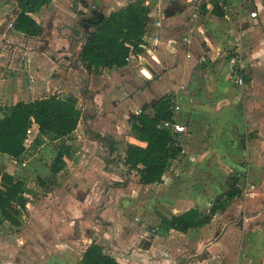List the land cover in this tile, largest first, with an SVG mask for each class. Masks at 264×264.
Wrapping results in <instances>:
<instances>
[{"label": "crops", "instance_id": "0c3cea01", "mask_svg": "<svg viewBox=\"0 0 264 264\" xmlns=\"http://www.w3.org/2000/svg\"><path fill=\"white\" fill-rule=\"evenodd\" d=\"M131 1L137 0H90L89 2L50 0L39 11L32 13V17L43 27V32L37 36H30L13 27L18 12L17 0H0V107L9 108L18 101L34 100L37 97L33 96L43 91L45 87L43 80L39 77L35 80L28 79L25 74L27 71L30 77H36L41 61L40 59L36 61L38 56H41L44 63V52L47 50L59 52L65 49L72 52L75 48L78 55L83 40L75 39L73 33L76 26H79L81 17L78 15L76 17L73 3H76V10L88 16L92 8L108 15ZM138 1L142 3L143 0ZM210 2L220 8L223 12L222 16L212 13L211 9L203 8ZM226 9L229 11L225 12ZM250 12L245 0H155L152 9H149L148 21L140 43L144 63L141 64L135 57L129 56L127 63L121 67H99L88 75V95L84 96V99H89L91 103L100 101L98 111L106 105L115 109L112 110L114 117L104 110L105 113L100 112L95 118L96 121L113 118L112 124H107L106 129H109V133L116 140H123L122 159L127 144L146 145V142L141 141L131 129L132 117L155 104L160 96L170 94L174 98V106H177L173 121L187 128L186 132H174L169 128L182 148L177 158L180 157L185 165L194 162L197 165L207 162L216 163L217 161L214 160H206L211 156L212 150L207 148L202 151L198 149L199 146L207 144L206 146L213 148L218 144L221 146L230 144L236 137L235 130L239 125L243 130L254 131L255 134V137L245 143L250 162L248 173L264 166V19L262 18L261 24L258 22L254 24L256 18L252 17ZM255 12L258 15L259 12L256 10ZM156 21L160 22L159 26L156 25ZM87 28V25L82 23L81 30ZM28 49L34 52L29 53ZM237 55H240L242 60L237 58ZM237 60L244 62L245 65L241 69L242 111L235 107L236 101L231 91L236 90V86L230 83L232 77L236 84L234 69ZM60 64L59 61L53 60L54 73L68 72L67 79L72 80L66 82L62 79L58 84L57 82L55 85L53 82L50 84L53 90L58 87L57 92H64V96L54 92L53 94L65 98L69 96L67 94L69 91L74 92L70 87L73 85V75H76L77 70L66 67L68 63L63 66ZM59 66L62 70L58 69ZM77 73H81L83 77V72L77 71ZM245 76L248 77L246 81ZM71 96L76 98L77 103L78 95L73 93ZM31 97L32 99L28 100ZM120 115L127 116L122 128L119 124ZM98 124L102 129L105 128L101 120ZM31 126L34 133L39 132L36 123L33 122ZM188 148L195 149L189 153ZM0 155L9 158L5 154ZM223 160L229 161L227 158ZM167 170L160 182L141 183L138 174H134V177L139 185L149 189L161 186L164 179H176L174 174L167 176ZM197 173L202 174V171L198 170ZM209 174L214 177L213 174ZM249 182L253 181L249 180ZM232 184L233 182L229 184V188ZM214 191L215 187L209 183L205 190L201 191L202 195L199 194L200 199L187 202L182 198V205L187 207L179 208V212L172 214L190 208L207 213L214 203L213 200L208 201V206L204 204V207L193 203L197 204L198 201L203 204L204 192L212 198L211 194ZM250 194L251 192L245 193L243 205L250 219L244 218L234 223V226L240 223L239 227H242V230L239 229L240 234L234 235L239 243H236V247L232 243L227 244L229 264H264V192L253 202L248 197ZM227 206L224 205L223 209L217 211L208 223L188 231L201 230L209 225L217 213L225 211ZM172 214L165 216L170 217ZM162 215L164 214L151 213L142 218L144 223L155 225L158 231L151 239L146 238L151 248L156 246L159 239L164 240L159 237ZM163 231L167 235L188 232L172 228ZM221 238L228 241L225 234ZM190 243L198 245V242ZM217 243L218 240L214 243H206L207 256L211 255L209 249L215 247ZM204 260L205 258L202 257V261Z\"/></svg>", "mask_w": 264, "mask_h": 264}, {"label": "rangeland", "instance_id": "374dc122", "mask_svg": "<svg viewBox=\"0 0 264 264\" xmlns=\"http://www.w3.org/2000/svg\"><path fill=\"white\" fill-rule=\"evenodd\" d=\"M245 1L248 11L259 12L257 17H254V24H261L262 18L264 19V0ZM76 11L77 17L79 10ZM28 52L34 51L28 49ZM72 52L65 49L59 52L47 50L44 57L42 56L44 63L41 56L37 59L35 56L36 61L41 60L38 69L40 72L38 71L36 77H30L27 71L25 74L32 80L39 77L45 87L33 97L42 98L53 92L64 96V92L56 91L57 86V89L53 90L50 82L55 85L59 80L71 82L72 79H67L68 72L54 73L52 62L59 61L62 66L68 63L66 67L80 71L73 65L77 61V54L76 51ZM237 58L242 60L240 55H237ZM77 71L70 87L74 92L67 93L78 95L76 106L81 111V120L76 130L62 139L35 132L30 136V141L20 158L0 156V174L9 172L15 178L22 179L26 188L24 196L28 199L25 208L19 213L20 226H12L0 213V264H77L83 251L96 238L109 244L113 255L122 262L121 264H229L227 244L229 242L236 247L239 241L234 235H239V229L242 230L240 223L235 226L234 223L244 218L250 219V215L243 209L245 193L251 192L248 197L253 202L264 192V166L248 173L250 162L245 143L255 137L254 131L243 130V127L237 125L236 137L230 144H218L213 148H209L207 144L199 146L198 149L202 151L211 149V156L206 160H214L216 163L197 165L194 162L185 165L179 157L172 161L167 170V176L174 174L176 179H164L161 186L145 189L135 179L136 173L129 172L122 162L123 140H116L109 133V129H106L107 124H112L113 118L96 121V115L105 113L104 110L114 117L112 110L115 109L106 105L98 111L100 101L91 103L89 99H84V93L88 94L89 77L85 73H82V77ZM230 83L236 86V90L231 91L236 101L235 107L242 111V86L236 82L237 86L232 77ZM30 99L32 97L28 98ZM8 112L5 107L1 115ZM126 117L122 115L120 119L121 128L126 123ZM86 119L101 134L115 140L116 159H110L97 141L90 138ZM100 120L105 126L103 129L98 124ZM63 143L70 144L69 154L65 157L62 170L52 175L50 165L57 148ZM194 149L188 148L189 153ZM226 158L229 161L223 160ZM198 170L202 171V174H198ZM208 172L214 177L209 176ZM233 178L242 194L228 199L225 193ZM123 179L128 181L127 184L117 186L116 182ZM209 183L215 187L212 198L204 192L203 204L197 201V204L192 202L193 205L204 207V204L208 206V201L214 202L218 199L225 206L228 205L227 209L217 213L212 223L201 230L167 235L161 229L159 237L164 240L159 239L155 247H149L146 238L151 239L158 231L155 225L144 223L142 218L151 213L170 215L179 212V208L187 207L182 205V198L187 202H195ZM153 208L158 212H154ZM224 234L228 241L221 238ZM217 240L219 243L209 249L211 255L207 256L206 243H214ZM191 241L198 242V245L190 243ZM144 246L147 248H143ZM202 257L205 258L204 261Z\"/></svg>", "mask_w": 264, "mask_h": 264}, {"label": "trees", "instance_id": "16d2710c", "mask_svg": "<svg viewBox=\"0 0 264 264\" xmlns=\"http://www.w3.org/2000/svg\"><path fill=\"white\" fill-rule=\"evenodd\" d=\"M49 1L17 0L18 12L13 27L30 36L40 35L43 27L32 17V13L39 11ZM72 7L76 11V3H73ZM203 8L211 9V12L218 16L223 15L220 8L212 2L205 4ZM148 12L149 8L138 0L131 1L108 15L94 8L88 16L79 11L80 29L76 26L73 37L83 42L77 61L73 65L87 76L99 67L125 65L131 52L142 50L140 43L148 21ZM82 23L87 25L86 30H81ZM246 80H248L247 76H245ZM84 94V96L88 95ZM173 108V96L164 94L155 104L146 110H141L131 119V129L141 141L146 142V145L127 144L122 162L129 172L134 171L138 174L141 183L160 182L171 161L182 151L171 130L160 125L163 121H173ZM7 109L9 112L1 115L3 108L0 107V154H6L14 159L20 158L25 151L26 131L33 122L37 124L41 134L62 139L71 134L81 120V111L76 106V98L71 95L61 98L51 94L28 102L18 101ZM85 124L88 126L89 134L92 135L90 138L97 141L110 159H116L115 140L93 128L88 119L85 120ZM68 154V144L63 143L57 148L49 168L50 174L55 175L62 170L65 164L64 157ZM234 180L235 178L226 193L228 199L241 194ZM127 182L123 179L117 181L116 185L125 186ZM25 191V183L22 179L15 178L9 172L0 174V213L14 226L21 224L19 213L25 208L28 200L24 196ZM105 197L107 198V192ZM223 208L224 204L216 199L207 213L190 208L170 217L162 215L160 226L166 231L172 228L187 232L191 228L208 223L212 216ZM112 252L108 243L96 238L86 247L78 264H121Z\"/></svg>", "mask_w": 264, "mask_h": 264}, {"label": "built area", "instance_id": "2783aa9c", "mask_svg": "<svg viewBox=\"0 0 264 264\" xmlns=\"http://www.w3.org/2000/svg\"><path fill=\"white\" fill-rule=\"evenodd\" d=\"M155 0H143L142 1V4L144 6H147L149 9L151 8L152 9V5H153V2ZM250 15L252 17H255L257 15V12L255 11H251L250 12ZM156 25L159 26L160 25V22L159 21H156ZM129 56H133L135 57V59L139 62V63H144V56H143V53L142 51H137V52H131L129 54ZM129 58V57H128ZM237 66L236 68L234 69V74H235V79H236V82L239 84V85H242L243 84V72H241V69L245 67L244 63L241 62L240 60H237ZM177 106H174V110H176ZM35 123V122H34ZM161 126L165 127V128H170L172 129L174 132H186L187 128L181 124H177L175 123L174 121H163L162 123H160ZM34 133L33 131V128L32 126L30 125L26 131V138L24 140V145L25 147L28 145L29 141H30V136ZM1 156V155H0Z\"/></svg>", "mask_w": 264, "mask_h": 264}, {"label": "flooded vegetation", "instance_id": "af4514ba", "mask_svg": "<svg viewBox=\"0 0 264 264\" xmlns=\"http://www.w3.org/2000/svg\"><path fill=\"white\" fill-rule=\"evenodd\" d=\"M143 248H147L146 246H144Z\"/></svg>", "mask_w": 264, "mask_h": 264}, {"label": "water", "instance_id": "95a60500", "mask_svg": "<svg viewBox=\"0 0 264 264\" xmlns=\"http://www.w3.org/2000/svg\"><path fill=\"white\" fill-rule=\"evenodd\" d=\"M86 16V15H85ZM78 21V20H77Z\"/></svg>", "mask_w": 264, "mask_h": 264}]
</instances>
